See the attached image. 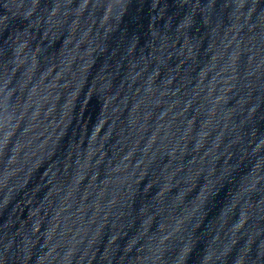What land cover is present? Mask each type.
I'll list each match as a JSON object with an SVG mask.
<instances>
[{"label":"water","instance_id":"1","mask_svg":"<svg viewBox=\"0 0 264 264\" xmlns=\"http://www.w3.org/2000/svg\"><path fill=\"white\" fill-rule=\"evenodd\" d=\"M0 264H264V0H0Z\"/></svg>","mask_w":264,"mask_h":264}]
</instances>
